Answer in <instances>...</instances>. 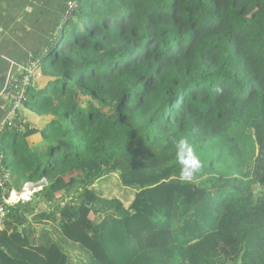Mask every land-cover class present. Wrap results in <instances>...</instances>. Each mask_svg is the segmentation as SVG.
<instances>
[{
  "label": "trees",
  "instance_id": "trees-1",
  "mask_svg": "<svg viewBox=\"0 0 264 264\" xmlns=\"http://www.w3.org/2000/svg\"><path fill=\"white\" fill-rule=\"evenodd\" d=\"M53 38L28 100L47 123L2 140L17 184H49L0 264H264V0H79ZM210 142L231 173L195 181Z\"/></svg>",
  "mask_w": 264,
  "mask_h": 264
},
{
  "label": "crops",
  "instance_id": "crops-1",
  "mask_svg": "<svg viewBox=\"0 0 264 264\" xmlns=\"http://www.w3.org/2000/svg\"><path fill=\"white\" fill-rule=\"evenodd\" d=\"M65 2L66 0H0V121L6 116L10 75L21 72L31 54L46 56L53 36L63 23ZM41 81L43 85V78L40 83ZM24 112L26 113V109ZM42 119L45 125L47 119L40 116L35 122L30 120L36 124L31 123V128H43ZM28 142L34 148L41 146L43 140L40 134H36L29 137Z\"/></svg>",
  "mask_w": 264,
  "mask_h": 264
},
{
  "label": "built area",
  "instance_id": "built-area-1",
  "mask_svg": "<svg viewBox=\"0 0 264 264\" xmlns=\"http://www.w3.org/2000/svg\"><path fill=\"white\" fill-rule=\"evenodd\" d=\"M78 4L79 0H66L63 7L64 20L72 17ZM43 59L42 54H31L22 71L12 73L9 77L10 91L6 116L0 121V231L10 220L13 207L30 202L49 184L48 180L43 178L38 182H25L19 190L12 187L13 179L6 167V157L2 151L5 133L31 128L24 111L28 107L30 90L39 89L41 86Z\"/></svg>",
  "mask_w": 264,
  "mask_h": 264
},
{
  "label": "rangeland",
  "instance_id": "rangeland-1",
  "mask_svg": "<svg viewBox=\"0 0 264 264\" xmlns=\"http://www.w3.org/2000/svg\"><path fill=\"white\" fill-rule=\"evenodd\" d=\"M41 88L44 86L42 85V81L40 83ZM27 119L29 124L31 125L32 122H35L38 118L34 112L31 111L30 107L26 108ZM30 120L32 122H30ZM33 124V123H32ZM41 124H43V119ZM36 126V124H33ZM44 125V124H43ZM13 133L10 134L7 141L12 140ZM7 158H10L9 151L5 153ZM223 156L222 161H217L219 157ZM212 161H217V165L219 166L220 172L224 175L231 173L230 170L232 165H230L229 159L226 157V151L222 150L219 143L210 142L201 146L200 148L196 149L193 155V170H192V179L195 181H200L204 178V176L211 174L213 170ZM15 181V180H14ZM23 185V184H22ZM21 184L12 183V187L19 190L22 186ZM97 188L101 190L107 196H118L121 198L125 203H129L132 198L135 196V190L131 186H125L122 181L120 180L119 176L116 175H109L104 177L97 183Z\"/></svg>",
  "mask_w": 264,
  "mask_h": 264
}]
</instances>
